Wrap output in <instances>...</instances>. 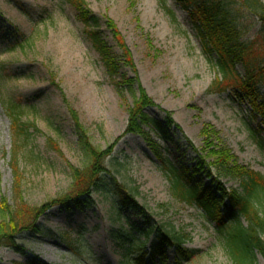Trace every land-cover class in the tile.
I'll list each match as a JSON object with an SVG mask.
<instances>
[{"label":"rangeland","instance_id":"1","mask_svg":"<svg viewBox=\"0 0 264 264\" xmlns=\"http://www.w3.org/2000/svg\"><path fill=\"white\" fill-rule=\"evenodd\" d=\"M84 4L92 15L114 23L134 68L121 72L134 76L139 89L157 106L147 110L151 116L161 121L170 116V141L145 128L155 144L152 151L141 136L126 133L133 100L117 95L98 55L84 39V28L71 4L0 0V209L5 205L13 210L19 198L32 207L51 206L64 196L72 185L71 170L85 166L79 147L86 138L100 151L110 148L109 161L125 165L110 168V177L129 189L156 225L182 232L186 253L197 252L186 262L172 249L153 260L158 264H233L214 224L204 222L200 211L173 195L156 153L197 173V180L200 156L212 162L206 158V143L211 142L225 147L238 165L264 177V116L255 114L244 92H208L219 77L215 62L203 53L188 14L174 0H84ZM99 30L117 55L109 29L103 25ZM235 71L242 76L239 66ZM257 93L255 97L264 95V86ZM13 106L23 112L22 122L37 131L20 150L16 174L9 165L13 144L8 108ZM208 127L216 133L214 140L203 135ZM201 183L208 186L210 181L203 178ZM222 185L238 188L228 179ZM87 204L80 210L50 207L35 220L43 235L18 237V251L1 247L0 264L30 260L122 264L109 233L119 228L129 231L133 222L142 229L144 220L129 211L119 214L110 195L90 194ZM1 221L0 214V225ZM138 239L148 250L152 238ZM142 257L148 260V252ZM255 264L264 260L257 255Z\"/></svg>","mask_w":264,"mask_h":264},{"label":"trees","instance_id":"2","mask_svg":"<svg viewBox=\"0 0 264 264\" xmlns=\"http://www.w3.org/2000/svg\"><path fill=\"white\" fill-rule=\"evenodd\" d=\"M71 4L77 14L79 23L84 28V39L98 55L105 69L107 78L112 82L117 95L133 100L129 109L126 133L141 136L145 143L154 150L155 144L144 131L150 129L160 140L170 141L169 128L172 127L170 116L163 121L151 116L147 110L157 107L148 99L143 90L139 89L137 79L122 73V68L134 71L132 59L127 46L117 32L114 23L108 19L92 15L85 7L84 0H64ZM182 11L188 14L192 27L202 47L203 53L212 57L218 78L208 89L209 93L224 94L231 91L244 92L253 104L255 114L264 116V95L255 97L258 90L264 86V0H174ZM107 27L119 50L116 55L104 38L100 27ZM255 33L246 39L252 28ZM239 66L242 76L235 68ZM226 81L227 85H223ZM232 82V83H230ZM138 88V92L136 91ZM11 120L13 149L9 161L13 172L18 173L20 150L26 147L33 134L34 125L21 120L23 112L18 107L8 108ZM264 122V121H263ZM206 140L215 139L216 133L209 129L203 131ZM50 145V140L48 141ZM85 160L81 169L71 170L72 185L61 198L43 207H32L21 198L16 199L13 210L5 205L0 209V248L20 250L17 238L27 234L43 235L35 220L50 207H75L78 210L88 207L90 194L110 195L115 201L117 212L129 211L142 220L144 226L139 229L137 223L129 225V231L122 228L111 230L110 238L120 250L122 264H158L156 257L164 256L167 250L190 261L197 255L195 251L184 249L186 236L180 231L167 230L157 226L145 209L135 201L134 195L126 187L109 175V169H122L124 164L114 160L109 161L111 149L100 151L83 138L79 147ZM205 162L200 156V177L195 179L194 172L189 173L183 166L172 163L156 153L170 179V190L181 201L194 206L200 211L204 222L214 224L223 239L227 254L233 264H255L256 256L264 260V177L259 173L238 165L229 151L222 146L214 147L206 143ZM109 165L105 167V161ZM210 181L204 186L201 180ZM233 180L238 188L226 189L222 180ZM7 216V217H5ZM244 221L245 224L241 222ZM227 221V223H225ZM136 233L138 237L134 234ZM139 237L145 240L152 238V244L147 250L140 244ZM148 252L149 259L143 261V255ZM177 259V256H176ZM181 259V257H180ZM182 260V259H181ZM25 264H39L30 260ZM182 264V263H181Z\"/></svg>","mask_w":264,"mask_h":264}]
</instances>
